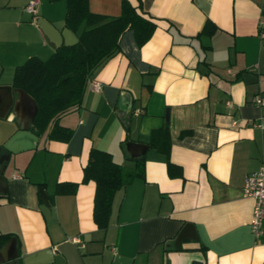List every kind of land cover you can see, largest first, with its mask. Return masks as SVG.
Returning a JSON list of instances; mask_svg holds the SVG:
<instances>
[{
    "label": "crops",
    "instance_id": "1",
    "mask_svg": "<svg viewBox=\"0 0 264 264\" xmlns=\"http://www.w3.org/2000/svg\"><path fill=\"white\" fill-rule=\"evenodd\" d=\"M29 1L0 0V148L9 159L0 169V235L14 240L0 264H68L56 249L65 241L78 242L84 264H264V221L255 237L254 202L242 194L245 176L264 165L256 126L264 105L254 101L264 99V0H140L155 24L151 38L140 47L133 31L123 33L81 108L59 118L68 141L48 139V129L37 135L14 108V69L58 48L43 23L58 35L67 29L65 0H36L34 14ZM121 2L88 0V8L117 17ZM207 22L212 35H199ZM164 125L180 175L169 176L165 155L149 148L143 178L115 193L108 227L97 228L95 184L82 182L90 150L132 169L126 143L148 145ZM58 184L77 188L58 194ZM185 224L196 237L175 247Z\"/></svg>",
    "mask_w": 264,
    "mask_h": 264
},
{
    "label": "trees",
    "instance_id": "2",
    "mask_svg": "<svg viewBox=\"0 0 264 264\" xmlns=\"http://www.w3.org/2000/svg\"><path fill=\"white\" fill-rule=\"evenodd\" d=\"M65 1L64 24L77 35V43L59 46L47 60L28 58L14 69L11 85L13 89L25 91L37 104L38 111L30 124L31 129L37 135L48 129V139L62 141H68L72 131L60 126L59 118L81 108L95 71L120 51L119 41L123 33L133 31L136 43L141 47L155 30V24L145 18L140 0L136 5L122 0L117 17L90 12L88 0ZM210 26L207 22L199 35H212L214 29ZM148 146L165 155L169 176L180 175V169L168 159L170 139L167 125L151 132ZM130 160L135 163L132 169L115 163L108 152L97 149L89 152L82 182L93 181L95 184L92 217L99 229L108 227L115 193L144 176V156ZM76 188L77 184H58L56 193H73ZM10 239V234H1L0 246Z\"/></svg>",
    "mask_w": 264,
    "mask_h": 264
},
{
    "label": "water",
    "instance_id": "3",
    "mask_svg": "<svg viewBox=\"0 0 264 264\" xmlns=\"http://www.w3.org/2000/svg\"><path fill=\"white\" fill-rule=\"evenodd\" d=\"M42 29L48 36V38L53 40V42H55L56 46L58 47L61 45L62 39H64L66 46H71L77 43V38L68 29L64 30L60 35L56 34L55 30L47 23H43ZM14 90L17 93V101L14 106L15 110L20 112L21 117L26 118V120L31 123L38 111L35 100L23 90ZM148 149L149 146L147 144L133 141L126 143V150L131 158H139L141 156H144ZM1 154L6 156L0 168L3 169L4 165L8 163L9 159L8 153L3 148H0V155ZM1 173L2 172L0 170V174ZM0 180H2L1 177ZM190 237H196L195 233L193 234V227L190 224H185L176 237V240L174 242L175 247H177L184 239ZM13 244L14 240L13 238H11L3 246H0V256L4 261H7L6 252L10 247L13 246ZM56 249L65 256L68 264H84L82 257L77 249V245L74 242L65 241Z\"/></svg>",
    "mask_w": 264,
    "mask_h": 264
},
{
    "label": "built area",
    "instance_id": "4",
    "mask_svg": "<svg viewBox=\"0 0 264 264\" xmlns=\"http://www.w3.org/2000/svg\"><path fill=\"white\" fill-rule=\"evenodd\" d=\"M37 1L30 0L25 7V10L30 13H35V6ZM264 18L259 21V36L261 41L264 42ZM91 88L94 91L100 90V84L98 82L93 83ZM254 101L257 105H264V99L260 96H255ZM229 104V103H228ZM256 126L260 129H264V119L261 118L257 122ZM242 194L245 197L253 200L252 215L250 220V230L255 237H259L262 233V225L264 221V165L258 170L247 174L245 176L244 184L242 187ZM75 243H78L75 241Z\"/></svg>",
    "mask_w": 264,
    "mask_h": 264
}]
</instances>
